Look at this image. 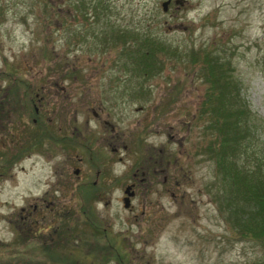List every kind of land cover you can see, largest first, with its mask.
Wrapping results in <instances>:
<instances>
[{"label": "rangeland", "instance_id": "374dc122", "mask_svg": "<svg viewBox=\"0 0 264 264\" xmlns=\"http://www.w3.org/2000/svg\"><path fill=\"white\" fill-rule=\"evenodd\" d=\"M160 3L0 0V107L18 128L16 145L28 113L33 142L28 159L9 163L0 175V264L20 258L29 264H264V246L238 238L217 208L218 178L204 151L210 132L198 110L206 84L195 65L180 61L190 47L205 46L228 60L255 125L241 149L264 155V0H170L165 10ZM126 29L182 54L155 74L133 75L117 55L116 37ZM32 118L50 124V135ZM59 125L66 126V139L57 136ZM36 135L44 138L34 142ZM153 158L148 172L139 166ZM97 169L110 185L100 199V186L78 182ZM130 182L134 190L124 206L121 194ZM43 189L60 210L53 213L47 203L46 221L58 223V242L66 237L74 250L55 244L47 255L26 254L8 220H17L19 206ZM75 226L83 231L75 234Z\"/></svg>", "mask_w": 264, "mask_h": 264}, {"label": "trees", "instance_id": "16d2710c", "mask_svg": "<svg viewBox=\"0 0 264 264\" xmlns=\"http://www.w3.org/2000/svg\"><path fill=\"white\" fill-rule=\"evenodd\" d=\"M124 31L116 37L120 43L117 55L133 75L148 77L159 72L171 56L182 54L171 43L155 36ZM214 51L209 46L190 47L184 51L186 57H180L187 66H196L206 84L198 110L210 132L204 151L213 160L218 178L212 193L232 232L238 238L256 240L264 246V155L254 148L241 149L242 140L252 136L250 128L255 125L248 121L250 111L240 95V85L231 79L228 60H222ZM35 122L44 135H50V124L40 118ZM36 136L34 142L44 138ZM237 151L245 156L243 161L229 157ZM20 259L16 264H23Z\"/></svg>", "mask_w": 264, "mask_h": 264}, {"label": "flooded vegetation", "instance_id": "af4514ba", "mask_svg": "<svg viewBox=\"0 0 264 264\" xmlns=\"http://www.w3.org/2000/svg\"><path fill=\"white\" fill-rule=\"evenodd\" d=\"M181 3H183V0ZM169 4H170V0L168 1L167 8L169 7ZM1 105L2 103L0 102V106ZM99 110L102 111L101 109ZM9 111H13V110H9ZM34 112H38V109H36V107H34ZM39 112H42V111H39ZM92 113L94 114V116L98 115L96 111H93ZM6 114L8 116V110L0 107V143H2L0 144V146L5 145L7 147V149L0 151V159H5V162L0 163V175H3L5 172L8 171L9 165H10L9 163L13 164L14 161L16 162L19 160H24V159L26 160L28 159L29 153H30L29 143L31 142V135L29 134V130H28L29 128L28 113L22 118V124H21V128H22L21 132L25 133V137H22L21 143L17 145L13 144V135H14V131L17 130L18 128L13 127L12 129L11 127L12 121L5 118ZM32 120L35 121V118H32ZM102 122L103 124L108 125L110 130L114 129V126L111 125L107 119L103 118ZM57 128L59 130L57 132V136H59L60 138L62 137L66 139L67 136L63 134V132H61V130H64L66 126L62 128L59 125L57 126ZM69 133L71 137H73V134L76 137L78 132L74 130L73 131L70 130ZM8 143H10L11 145H8ZM13 145H16L14 149H13ZM114 147L115 146H113V149ZM77 160L81 161L80 157H77ZM154 161H155V158L145 159V164L144 165L140 164L139 166L140 167L142 166L144 171L148 172L149 167L151 166L152 163H154ZM74 169H75L74 174L79 175L78 174L79 167L75 166ZM98 171L99 170L97 169L96 175L92 179H87L86 177H82L81 179L78 180V182H81L82 184L88 183L91 186H96V187L100 186L103 190L102 189L101 191L96 190L97 197H99L100 199V197H103V194L107 192V189L110 188V185H109V182L105 183L106 175H104L103 173L99 174ZM142 173L143 172H141V174ZM9 175H11V173H9ZM59 180L60 178L56 177V180L54 181V183H52V185L55 186L57 184V181ZM62 180L64 181L66 179L62 177ZM126 187H128V191H132L133 193L134 183L130 182V183L124 184V187L122 190L124 194H121L122 198L125 195ZM45 195H46V189H43L37 195L31 196L30 200L28 199L25 200V204L19 206V214H17L18 221L16 220V218L15 219L9 218L8 220L10 222H13L14 227L18 229L19 232L21 233L22 238H23L22 240L23 244L24 246H27L26 254H30L31 250H33L38 253V256L41 254L47 255L48 250L55 251L58 245L59 246L66 245L67 248H71L72 250H74V241L71 242L66 237L61 242H58L59 239L58 237H56L57 230L59 229L58 223L56 221L55 222L46 221L45 208H46L47 203H48V206H47L48 208L53 209L54 207L52 205V201H50L49 199L46 200ZM58 211H60L59 208L58 210L56 208L53 209V213H58ZM62 231H63V228L61 229V233ZM73 231L76 234L83 230H80L78 232L75 226L73 228ZM29 240H37V245L30 242ZM82 240H84L85 243H88L87 242L88 238L82 237ZM49 243L54 244V246L53 247L50 246V248L45 250L46 245ZM55 244H58V245H55ZM30 246H31V249H30ZM69 251L71 250L69 249ZM45 255H42L44 257L43 260L46 257ZM45 262L42 264H45ZM23 264H29L28 259L27 260L24 259Z\"/></svg>", "mask_w": 264, "mask_h": 264}, {"label": "water", "instance_id": "95a60500", "mask_svg": "<svg viewBox=\"0 0 264 264\" xmlns=\"http://www.w3.org/2000/svg\"><path fill=\"white\" fill-rule=\"evenodd\" d=\"M169 0H163L161 1V8L162 10H165L167 8V3H168ZM175 1H179V0H175ZM132 194V191H128V187H126L125 189V195L123 196L122 198V202H123V205L124 206H127L129 201V196Z\"/></svg>", "mask_w": 264, "mask_h": 264}]
</instances>
